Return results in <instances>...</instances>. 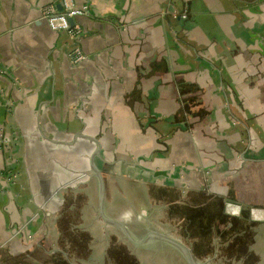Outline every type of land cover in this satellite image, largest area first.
Masks as SVG:
<instances>
[{"label":"crops","instance_id":"obj_1","mask_svg":"<svg viewBox=\"0 0 264 264\" xmlns=\"http://www.w3.org/2000/svg\"><path fill=\"white\" fill-rule=\"evenodd\" d=\"M73 3L76 37L43 16L62 0H0V248L73 178L121 174L178 220L221 210L264 264V0Z\"/></svg>","mask_w":264,"mask_h":264},{"label":"rangeland","instance_id":"obj_2","mask_svg":"<svg viewBox=\"0 0 264 264\" xmlns=\"http://www.w3.org/2000/svg\"><path fill=\"white\" fill-rule=\"evenodd\" d=\"M149 188L144 180L121 174L73 178L64 191L57 192L56 208L40 207L38 230L25 234L22 247L12 252L0 248V263L7 256H23L32 264H60L58 258L70 264H118L109 254V249L118 245L126 248L137 264H188L175 246L155 236L146 237L149 230H156L191 248L196 241L180 234L183 222L175 218L176 210L164 203V197L168 201L175 196L150 193ZM195 204L199 203L185 202L184 215L190 214ZM125 213H131V218L125 219ZM108 218L123 223L125 229ZM216 253L207 258L195 256L201 264H228Z\"/></svg>","mask_w":264,"mask_h":264},{"label":"trees","instance_id":"obj_3","mask_svg":"<svg viewBox=\"0 0 264 264\" xmlns=\"http://www.w3.org/2000/svg\"><path fill=\"white\" fill-rule=\"evenodd\" d=\"M189 210L192 212L185 215L182 221L184 228L180 234L185 238L196 240L192 245L195 255L207 258L213 256L217 250L216 254L228 264L239 260L243 264H254L251 258L244 254L237 234L228 225L226 216L221 210H215L204 204H195ZM109 254L118 264H137L124 247L114 245L109 249ZM56 263L70 264L67 260L59 258L56 259ZM0 264L32 263L24 260L23 256H7Z\"/></svg>","mask_w":264,"mask_h":264},{"label":"built area","instance_id":"obj_4","mask_svg":"<svg viewBox=\"0 0 264 264\" xmlns=\"http://www.w3.org/2000/svg\"><path fill=\"white\" fill-rule=\"evenodd\" d=\"M64 5L63 11H58L53 5H48L43 8V16L48 21L49 25L54 30L68 31L72 36L76 37L81 34V28L77 24H71L69 18L78 17L89 12L87 5L78 7L73 3V0H62ZM74 53L78 60H85L87 56L81 53V50L76 48Z\"/></svg>","mask_w":264,"mask_h":264},{"label":"water","instance_id":"obj_5","mask_svg":"<svg viewBox=\"0 0 264 264\" xmlns=\"http://www.w3.org/2000/svg\"><path fill=\"white\" fill-rule=\"evenodd\" d=\"M69 20H70L71 24L75 23V18L74 17L69 18ZM100 178H102V176H100ZM101 181H102V179H101ZM107 220L109 222L113 223V224H116V225L124 228L123 223L119 222L116 219L108 218ZM147 236H155L156 238H158L160 240H163L165 242H168L171 245H173L176 248H178L185 255L188 264H201L197 260L192 248L189 247L188 245H186L181 240H179V239H177V238H175L173 236H170V235H168L166 233H162V232H159V231H156V230H149V232L147 233L146 237ZM145 238H144V240H145Z\"/></svg>","mask_w":264,"mask_h":264},{"label":"clouds","instance_id":"obj_6","mask_svg":"<svg viewBox=\"0 0 264 264\" xmlns=\"http://www.w3.org/2000/svg\"><path fill=\"white\" fill-rule=\"evenodd\" d=\"M125 219H130L131 218V213H125L124 214Z\"/></svg>","mask_w":264,"mask_h":264}]
</instances>
